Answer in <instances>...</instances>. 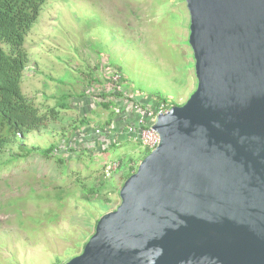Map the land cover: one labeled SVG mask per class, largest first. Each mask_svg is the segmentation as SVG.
<instances>
[{"label":"water","instance_id":"95a60500","mask_svg":"<svg viewBox=\"0 0 264 264\" xmlns=\"http://www.w3.org/2000/svg\"><path fill=\"white\" fill-rule=\"evenodd\" d=\"M197 88L65 264H264V0H186Z\"/></svg>","mask_w":264,"mask_h":264},{"label":"rangeland","instance_id":"374dc122","mask_svg":"<svg viewBox=\"0 0 264 264\" xmlns=\"http://www.w3.org/2000/svg\"><path fill=\"white\" fill-rule=\"evenodd\" d=\"M189 37L186 0H48L24 45L30 60L23 91L43 112L66 93L72 98L69 108H59V119L28 135V144L63 145L61 136L81 115L94 123L116 122L131 97L154 106V99L183 105L198 84ZM116 73L122 76V95L114 92ZM102 102L112 103L111 108ZM124 141L110 150L98 144L103 154L83 158L63 150L67 165L31 155L0 168V264H13L12 259L17 264H65L81 254L98 220L120 205L127 168L109 175L117 189L105 190L111 191L105 208L101 204L106 200L82 201L75 180L95 181L103 176L104 165L121 159L139 167L146 148L139 141ZM94 145L86 143L89 150Z\"/></svg>","mask_w":264,"mask_h":264},{"label":"trees","instance_id":"16d2710c","mask_svg":"<svg viewBox=\"0 0 264 264\" xmlns=\"http://www.w3.org/2000/svg\"><path fill=\"white\" fill-rule=\"evenodd\" d=\"M47 3L48 0H0V168L8 167L14 162L29 158L31 155H40L47 159L54 158L59 164H69L66 160L68 155L62 153L63 151L58 145L59 142H54L48 147H42L30 145L27 141L28 135L32 132L41 131L50 120L59 119L62 114L61 109L69 108L72 98L66 93L58 105L49 107L45 110L46 112H43L35 100L23 91L24 73L30 60L24 45L29 32L38 22ZM93 80L95 79H91V81ZM102 96L108 97L106 94H102ZM100 105L106 109L110 108L112 103L102 102ZM111 121L113 119L94 123L89 115H81L70 125L68 133L64 132L61 140L69 141L72 136L86 128H93L94 126H98L94 128H99L106 124H112ZM126 142L130 141L126 140ZM120 143V141L115 143L109 150L117 148ZM76 151L78 152L77 155L82 158L85 154H89V156L103 154L98 149L81 148ZM150 152L146 149L143 159ZM129 162L125 159L119 161V171L127 168L121 176L122 185L138 169V167L127 166ZM112 176L114 177V175ZM108 177L104 165L103 176L94 177L93 180L95 181H87L78 177L75 180L74 191L78 192L79 198L87 204L106 200V203L101 204L102 208H105V204L111 203V191L105 190L117 189V183L111 179L113 177ZM58 198L62 200L61 193H59ZM19 214L24 215L23 213ZM12 260L13 264H17L15 259Z\"/></svg>","mask_w":264,"mask_h":264},{"label":"built area","instance_id":"2783aa9c","mask_svg":"<svg viewBox=\"0 0 264 264\" xmlns=\"http://www.w3.org/2000/svg\"><path fill=\"white\" fill-rule=\"evenodd\" d=\"M120 75L116 73L113 82L116 84L114 92L121 93ZM116 95V93H113ZM132 101L130 104L123 106L121 111L123 114L119 117V123L113 121L112 124H106L99 128H86L81 132H78L67 141L65 140L63 145H60V149L68 151L77 155L76 150L81 148L88 149L86 143L88 141L94 142V146L91 149H99L98 144L110 148L120 140H132L139 141L141 145L150 150H155L160 142L161 137L154 125L156 123L157 116L168 112L174 105L166 101H157V105L154 106L150 102H146L140 99L139 96L131 97ZM152 105H150V104ZM119 111V109L117 110ZM125 113V114H124ZM117 119V120H118ZM117 122V121H116ZM76 149V150H75ZM119 167V161H113L106 167L107 176L111 175Z\"/></svg>","mask_w":264,"mask_h":264},{"label":"crops","instance_id":"0c3cea01","mask_svg":"<svg viewBox=\"0 0 264 264\" xmlns=\"http://www.w3.org/2000/svg\"><path fill=\"white\" fill-rule=\"evenodd\" d=\"M78 108H80V106L78 107ZM111 108V107H110ZM109 108V109H110ZM106 109H108V108H106ZM81 111H85V110H81ZM87 111V110H86ZM90 111H94V110H90ZM111 111H113L112 109H111ZM115 123H119V119L117 120V122H115Z\"/></svg>","mask_w":264,"mask_h":264}]
</instances>
